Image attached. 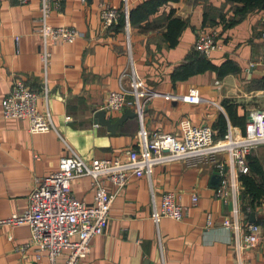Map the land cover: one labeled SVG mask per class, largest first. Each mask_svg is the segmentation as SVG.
<instances>
[{
	"label": "crops",
	"instance_id": "0c3cea01",
	"mask_svg": "<svg viewBox=\"0 0 264 264\" xmlns=\"http://www.w3.org/2000/svg\"><path fill=\"white\" fill-rule=\"evenodd\" d=\"M141 1L129 0L130 7ZM101 2L122 4V0H63L61 7L53 9L48 17L54 25L77 26L82 36L65 44H50L48 98L46 102L40 96L37 106L42 109L48 105L55 129L30 133L26 119L3 116L1 101L17 78L33 89L42 85L36 32L40 1L0 0L1 218L26 210L34 178L55 170L68 146L86 160L120 156L127 148H137L138 116L126 115L111 129L96 120L95 115L108 90L129 83V77H121L128 61L127 41L135 70L149 88L181 94L194 86L204 98L201 102H186L155 95L143 111L142 125L149 132L177 133L179 121L190 118L196 124H209L216 134L213 124L223 113L228 130L233 137H239L243 128L230 122L224 100L236 107L238 115L264 107V85L260 82L264 76V41L260 37L264 9L250 11L238 23L224 26L226 19L221 21V16L232 14V5L224 0H169L140 24L129 25L128 19L127 31L102 25ZM171 9L172 16L187 23L174 44L165 39L164 16ZM206 9L211 17L205 18L204 24ZM211 29H215L221 47L206 57L214 64L231 59L238 70L225 72L221 77L213 69L185 78L175 76V69L185 60L197 33ZM124 111L105 113L114 122ZM214 141L223 139L216 137ZM249 155L257 157L264 170V143L252 148L246 159ZM213 174L219 177L211 162L188 165L183 160H173L156 163L150 176H132L113 199L104 232L91 239L87 255L77 264H264V193L254 200L250 211L254 217L251 219L249 213L247 219L260 225V241L255 246L237 248L242 242V230L235 233L225 228L222 220L227 215L234 216L237 205L239 219L244 222L239 198L242 183L237 174V194L228 185L224 200L216 193L220 180L214 183ZM71 184L78 199L91 202L94 191L90 175L74 178ZM173 189L180 192L187 214L180 220L162 216L156 223L151 217V190L155 203L160 204L161 193ZM193 189L198 193L194 205L190 199ZM209 211L213 223L206 226L205 215ZM29 235L27 222L0 226V264H49L46 256L36 259L31 247L20 249ZM66 256L63 251L57 261L63 262Z\"/></svg>",
	"mask_w": 264,
	"mask_h": 264
},
{
	"label": "built area",
	"instance_id": "2783aa9c",
	"mask_svg": "<svg viewBox=\"0 0 264 264\" xmlns=\"http://www.w3.org/2000/svg\"><path fill=\"white\" fill-rule=\"evenodd\" d=\"M26 2L27 0H19ZM39 24L36 28L39 39V58L42 64V85L40 90L28 87L26 82L17 78L11 84L2 99L5 118H24L28 122V131L45 132L55 129L48 105L42 109L37 106L40 96L47 102V70L51 54L50 44H65L82 36L77 26L54 25L48 21L53 9H59L63 0H39ZM129 0H122L120 7L101 2V22L104 27L115 22L122 11L125 25L129 30ZM261 35L264 39V18ZM18 39V36L17 38ZM194 47L208 55L220 48L216 40L215 29L200 31L194 39ZM127 63L121 77H129V83L118 89L108 90L100 109L106 112L131 108L137 113L139 125V144L137 148H127L120 156L94 157L84 159L75 150L69 148L66 155L60 157L57 168L49 174L36 176L27 196V208L19 214L0 217V226L29 223V239L20 249L31 247L36 259L46 256L49 264H77L87 255L90 241L102 234L109 220V208L117 193L132 176L145 174L150 176L156 163L183 160L186 164L211 162L215 165L220 184L216 193L226 200L227 186L231 185L236 196L238 181L236 175L249 170L246 155L252 148L264 143V107L252 108L247 113L244 129L239 137H233L231 129L223 141H214V129L209 124H196L190 118H182L178 123V132L155 130L149 132L142 125L146 103L155 95H164L186 102H201L204 98L194 86L186 93H162L149 88L134 67L130 43L127 41ZM97 124V122L95 123ZM90 175L93 187L91 202L78 199L72 189V180L82 175ZM177 190H164L160 195V204L154 200L151 190L153 210L151 217L157 223L162 216L183 219L188 207L182 204ZM191 204L198 202V193H190ZM239 209L235 205L233 215L223 218L222 224L235 233L242 230V242L237 248L255 246L261 238L260 225L255 221L239 219ZM206 226L213 223L212 213H206ZM66 252L63 262L57 261L58 254Z\"/></svg>",
	"mask_w": 264,
	"mask_h": 264
},
{
	"label": "trees",
	"instance_id": "16d2710c",
	"mask_svg": "<svg viewBox=\"0 0 264 264\" xmlns=\"http://www.w3.org/2000/svg\"><path fill=\"white\" fill-rule=\"evenodd\" d=\"M167 1L169 0H143L132 7L129 6V25H134L138 23L140 24L141 21L147 19V17L152 13V11H156L161 4L166 3ZM224 1L232 5V14L227 17H225L224 15L221 16V21L222 19H226L224 26H231L238 23L250 11L264 9V0ZM118 7H120V5ZM120 9L122 8L120 7ZM173 11L174 10L171 9L169 13L164 16L165 19H167V32L165 33V39L169 41V44H174L176 42L177 34L181 30V28L187 24L183 19H180L176 16H172ZM204 13L205 17L203 23L205 24V18L211 16L209 15L207 9ZM210 21L213 22L214 19L212 18L210 19ZM111 27H114V29L116 30L117 28L125 30L126 25L123 11L115 22L109 24L108 28ZM260 37L262 38L261 31ZM206 69L215 70L216 74L221 77L225 72L237 71L238 66L234 61L228 58L223 60L221 64H214L209 58L206 57V54L204 55L193 45L192 48L188 51V54L186 55L183 63L178 65L175 69L174 75L179 78H185L188 77L189 74L201 72ZM260 82L262 85H264V76H262ZM223 105L225 106V109L228 112L230 122L232 124L239 125L244 129L245 121L247 118L246 113L238 115L236 107L232 103H230L229 100H224ZM227 126L228 120L226 115L220 113L213 124V127L217 129V133L214 134V140L216 137H219L223 140L225 139V134L228 131ZM246 161L248 162L249 170L247 172L238 174V179L242 183V189L240 190L239 194V198L241 201L240 208L245 215V220L249 218V213L253 209L254 200L258 199L261 193H264V170L262 162H260L257 157L251 155L248 156V159H246ZM255 176H257V178H255Z\"/></svg>",
	"mask_w": 264,
	"mask_h": 264
},
{
	"label": "water",
	"instance_id": "95a60500",
	"mask_svg": "<svg viewBox=\"0 0 264 264\" xmlns=\"http://www.w3.org/2000/svg\"><path fill=\"white\" fill-rule=\"evenodd\" d=\"M95 115H96V120H98L101 124H106L109 128L113 129V127H115L119 122L122 121V119H124L126 117V115H136L137 113L134 112L131 108H126L125 111L123 112L122 115L119 116V118L116 121H111V119L106 117V113L104 109H97L95 111ZM219 177L218 176H214V174L212 175V181L214 183L219 182ZM251 215V219L254 217V212L250 213Z\"/></svg>",
	"mask_w": 264,
	"mask_h": 264
}]
</instances>
